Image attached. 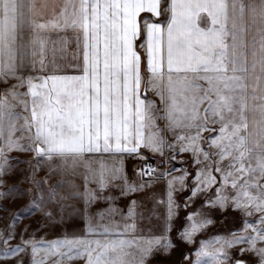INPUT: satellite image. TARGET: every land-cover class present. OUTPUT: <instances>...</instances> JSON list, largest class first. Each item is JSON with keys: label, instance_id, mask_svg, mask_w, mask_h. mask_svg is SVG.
Segmentation results:
<instances>
[{"label": "snow or ice", "instance_id": "6c2138e0", "mask_svg": "<svg viewBox=\"0 0 264 264\" xmlns=\"http://www.w3.org/2000/svg\"><path fill=\"white\" fill-rule=\"evenodd\" d=\"M68 31L79 62L71 73L49 70L58 66L46 58L48 34ZM0 81L10 85L0 93V185L14 167L10 152L35 157L34 165L18 162L30 165L23 177L30 187L20 193L30 199L0 230L4 259L30 250V264H174L166 258L183 241L196 246L189 264H264V0H0ZM185 152L188 168L164 172L147 155L163 165ZM126 158L142 161L134 169L139 182ZM54 160L70 163L73 173L80 164L86 169L83 191L73 185L85 205L84 230L48 242L22 234L9 248L24 214L54 198L55 186L44 190L36 179L45 163L50 174L65 171ZM166 177V193L154 195L165 207L163 227L137 235L138 202L123 213L114 201ZM185 190L181 205L177 193ZM97 202L108 208L91 214ZM190 204L196 207L177 222ZM228 209L239 213L240 227L208 238V226ZM93 215H121L123 224H94ZM246 252L256 260L240 259Z\"/></svg>", "mask_w": 264, "mask_h": 264}, {"label": "rangeland", "instance_id": "374dc122", "mask_svg": "<svg viewBox=\"0 0 264 264\" xmlns=\"http://www.w3.org/2000/svg\"><path fill=\"white\" fill-rule=\"evenodd\" d=\"M24 40L27 41L31 34H22ZM17 112L23 113L20 111V108L16 109ZM20 123H23L21 120ZM10 161L9 163L13 165V169L10 175L4 177L6 181L5 184L0 185V191L8 192L13 186L16 187L17 191L13 192L12 195L7 196L5 198H0V230H4L6 226L11 222L13 215L20 209L24 208L29 204V195H21L20 193L26 192L29 189L30 184L23 179V177L30 171V165L27 163H18L19 161H31L32 164H35V157L32 152L28 151H12L9 154ZM174 153L170 152L168 157H172ZM180 156H176L175 159H178L177 162L171 160L169 163L160 164L161 157L156 156L151 158V163L157 167L160 172L168 171L176 166L177 168H188L191 162L186 158L181 159ZM51 163V162H49ZM142 163L139 165L141 167ZM42 171V172H41ZM190 172H194V166L189 168ZM43 172H45L43 174ZM36 179L44 181L41 185V188L47 190L48 188L53 187V179L52 174L49 173L48 163H45L40 166L39 170L36 173ZM145 180L148 177L144 178ZM191 177H189V180ZM161 180L163 179H154ZM186 196L183 195V197ZM180 204L184 203L182 197L178 199ZM73 205H69L66 199V195H60L57 198V194L51 201H48L43 210L35 211L34 213H25L24 218L16 224L15 227V236L8 242V247L12 248L15 245L21 244V235L23 234L24 239H28L30 236H34L37 241H52L57 238L63 237L65 234L68 235H79L84 230L81 220V210L78 208H74ZM77 206V205H76ZM71 207V208H70ZM196 207V204L189 206L187 209H183L182 207L179 209V214L176 217V221L179 222L184 214ZM50 211L52 213L51 217L45 215V212ZM160 215V214H159ZM159 221H154L153 219H149L145 221L144 227L141 229V233L149 234V230L156 232L159 234L160 230L163 227L162 217L158 216ZM249 219H254L249 218ZM240 216L239 213L234 212L231 209L225 210L219 216V223L209 225L206 230V235L208 238L212 234H222L226 235L228 231L240 227ZM173 232H175V228H173ZM197 239H200L198 236ZM180 247L173 249L174 255L167 257V260L173 261L174 264H189V261L193 260L194 257V249L195 245L188 244L183 241H178ZM5 245L3 240L0 239V251L4 249ZM243 247V245H238L232 249L233 253H238L239 248ZM189 256V260L185 261L184 256ZM43 256V253L40 254ZM31 253L30 250L28 252H21L11 258L4 259L0 256V264H30ZM54 258H49L46 260L45 264H52V260ZM240 259H245L249 261H255L256 257L250 253H244L240 256ZM67 264H85V260L83 258H76L67 262Z\"/></svg>", "mask_w": 264, "mask_h": 264}, {"label": "crops", "instance_id": "0c3cea01", "mask_svg": "<svg viewBox=\"0 0 264 264\" xmlns=\"http://www.w3.org/2000/svg\"><path fill=\"white\" fill-rule=\"evenodd\" d=\"M50 4L52 3H59L60 0H48ZM22 34H31L29 26L27 22H24V24L21 27ZM48 45H47V59L48 60H55V65L58 66L57 68H54L53 64L49 63L48 68L49 70H59L61 72H67L71 73L73 71V65L79 62V52L76 48L75 42L73 40V33L71 31L68 32H52L48 34ZM66 40V43H65ZM139 41H137L138 43ZM55 50V52H53ZM142 51V50H141ZM12 83H15V81H12ZM9 84H6L2 81H0V93H3L7 90L9 87ZM20 91H24V89H20ZM147 96L150 99H153L156 101L157 105L159 106V98L155 96L151 91L147 93ZM19 108V107H18ZM20 111L23 112V109L20 108ZM161 127L164 126L163 121H159ZM215 127H219V125H215ZM167 138L169 140H172L173 137L170 133H165ZM204 135L210 136L212 133L205 132ZM170 155V152L168 153ZM147 155L150 158L156 157L152 153H147ZM179 158L186 160L188 159L190 162L192 161L191 153L185 152L180 155ZM175 162L178 161V159H174ZM54 166L57 167V169H64L65 171L61 173L59 170L55 171L52 174L53 179V186H55V195L57 194V198L60 197V195H66V199L69 205H75L74 208H78L81 210V220L82 225L85 228V205L83 202V199L79 196L78 191L73 185H79V191H83V173L86 172V169L84 168L83 164H80L76 167L75 173L72 172L71 164L70 163H62L58 160H54L51 162ZM125 167L127 170V173L131 179L136 180L139 182V177H136L134 175V169L139 168V165L142 163V161L138 159L133 158H126L125 159ZM98 165L93 164V167H96ZM176 169L177 168L174 166ZM195 168V166H194ZM160 170V169H159ZM42 172V171H41ZM45 172H43L44 174ZM46 174V173H45ZM182 173L180 171H175L172 173L174 176H179ZM167 177L161 180H154L151 187L145 189L144 191L136 192L134 194L126 195L123 197H120L116 201H114L117 208H119L123 213H126L128 208L127 205L129 201L136 200L138 202L136 212H137V235L141 233L142 227L145 225V221L149 219H153L154 221H159L158 216H161L163 219L164 213H165V207L162 204H158L154 198L155 196H163L166 193L167 190ZM90 187H95L94 184H90ZM118 194V193H117ZM187 195V190L178 192L177 193V201L180 197L183 198V195ZM183 204V203H182ZM181 204V205H182ZM77 205V206H76ZM194 205L190 204L189 206ZM71 208V207H70ZM108 203L106 202H97L95 204H92L90 206L89 212L91 214H95L101 210L107 209ZM183 208V207H182ZM186 209V208H183ZM160 214V215H159ZM92 222L94 224H100V225H108L110 227H116L123 224V219L121 215H115L111 217V220L104 219L100 220L95 215H93ZM163 223V220H162Z\"/></svg>", "mask_w": 264, "mask_h": 264}]
</instances>
